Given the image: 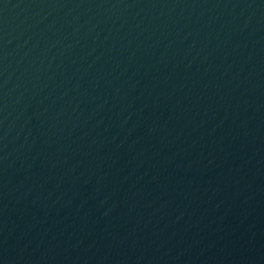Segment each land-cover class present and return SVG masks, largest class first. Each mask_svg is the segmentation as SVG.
I'll return each mask as SVG.
<instances>
[{"label": "water", "instance_id": "obj_1", "mask_svg": "<svg viewBox=\"0 0 264 264\" xmlns=\"http://www.w3.org/2000/svg\"><path fill=\"white\" fill-rule=\"evenodd\" d=\"M0 264H264V0H0Z\"/></svg>", "mask_w": 264, "mask_h": 264}]
</instances>
